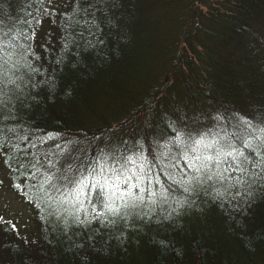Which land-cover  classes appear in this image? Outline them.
I'll return each mask as SVG.
<instances>
[{
	"label": "trees",
	"instance_id": "16d2710c",
	"mask_svg": "<svg viewBox=\"0 0 264 264\" xmlns=\"http://www.w3.org/2000/svg\"><path fill=\"white\" fill-rule=\"evenodd\" d=\"M0 264H264V0H0Z\"/></svg>",
	"mask_w": 264,
	"mask_h": 264
},
{
	"label": "rangeland",
	"instance_id": "374dc122",
	"mask_svg": "<svg viewBox=\"0 0 264 264\" xmlns=\"http://www.w3.org/2000/svg\"><path fill=\"white\" fill-rule=\"evenodd\" d=\"M197 166L199 168V170H203L202 173H199L198 176L194 179V181H196V186L197 188H192L191 187V192H192V198L193 197H198V195H202V193L204 191L198 192V188L200 189V183L202 182V184L204 186H211L212 184L210 183L211 181H214V178H216V172L214 170V166L212 165V163L207 162V158L204 159V161H200L199 163H197ZM108 168L111 169H115V167L113 165H108ZM118 171H120L121 169H117ZM6 199L1 200V204L2 205H6L9 208H11L12 210H15L21 214H23L24 216L29 214V210L26 206L23 205L22 202H19L16 197L14 196V194L12 193H7L6 195ZM132 195L128 196L131 197ZM161 196V195H160ZM190 198L191 201H194ZM162 197V202H161V206L164 210H168L172 205L173 202L172 200L169 199V197H166V200H163V196ZM133 202L135 203V208L132 205V202H129L130 207L133 208V212L136 214H139L140 216H142V214H145L146 211L152 207L153 205V200H143L141 199V197H132ZM169 199V200H168ZM188 202V201H187ZM189 203V202H188ZM180 205H178L179 207ZM205 208V205L203 202H198L197 203V207L193 208L191 210L192 212V217H193V221L192 223H194V226L199 228V227H203L204 224L209 220L210 216L208 215V217H206L204 214L205 212L201 210V208ZM206 209V208H205ZM208 210V209H206ZM216 226V224L214 225ZM152 239H157V237H155L154 235L152 236Z\"/></svg>",
	"mask_w": 264,
	"mask_h": 264
},
{
	"label": "snow or ice",
	"instance_id": "6c2138e0",
	"mask_svg": "<svg viewBox=\"0 0 264 264\" xmlns=\"http://www.w3.org/2000/svg\"><path fill=\"white\" fill-rule=\"evenodd\" d=\"M229 155L233 156V161L234 163L237 164V167L239 168V170L242 173H245V175L247 176V170L243 167H240V163H239V158L237 156H235L233 153H229ZM245 162H247V158H245ZM257 175H260L259 173ZM237 184L243 183V181L239 180V178H237V180L235 181Z\"/></svg>",
	"mask_w": 264,
	"mask_h": 264
}]
</instances>
